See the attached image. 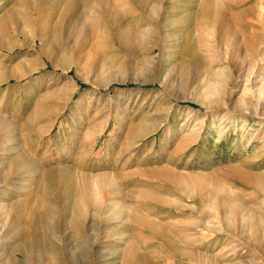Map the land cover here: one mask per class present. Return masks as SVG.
Listing matches in <instances>:
<instances>
[{
	"label": "rangeland",
	"instance_id": "1",
	"mask_svg": "<svg viewBox=\"0 0 264 264\" xmlns=\"http://www.w3.org/2000/svg\"><path fill=\"white\" fill-rule=\"evenodd\" d=\"M22 1L0 0V24L11 12L17 16V22L0 25V185L14 191L19 203H32L33 212L40 211L37 215L43 213V217L48 211L38 207L43 195L42 180L52 169L57 173L67 171L70 182L63 186L65 192L68 190L67 200L61 191L51 196L56 223L55 215L51 214L53 218L49 212L44 217L52 222L43 220L51 233L59 228L64 234L69 230L67 239H71L73 251L83 244L79 247V262L172 264L175 259L169 258L168 247L155 233L145 230L140 217H149L167 228L176 223L180 227L188 219L169 207L156 205L158 198L165 199L160 193L164 181L153 174L169 169L186 178L196 174L220 176L242 166L255 173L264 172V0H214L219 7L214 20L204 22L196 38L192 26L183 28L181 40L173 37L171 48L165 50L152 37L122 39L103 31L106 38L102 35L103 39L90 44L84 55L70 53L79 65L66 72L39 58V44L33 43L36 50L27 47L26 38L32 40L40 33L38 23L43 19L34 16ZM184 1H189L184 8L187 18L205 0H199L200 5ZM43 9L53 13V7ZM118 12L125 16L133 13L134 7L129 3ZM31 18L40 22L30 27ZM176 25L174 30L178 29ZM192 45L199 48L197 61L186 51ZM252 49L259 55H252ZM30 68L34 72L27 74ZM23 75L26 76L16 79ZM4 123L10 127L7 134L3 132ZM73 130L78 132L75 136L70 135ZM5 135L10 140L7 143ZM21 154L27 164L15 168V159ZM102 176L111 180L114 189L110 186L100 190ZM144 182L156 187L155 191L146 183L145 188ZM88 184L98 191L105 210L103 218H107L102 244L93 226L97 219L94 208L84 207L88 230L83 237L73 226V204ZM110 189L120 192L113 195ZM149 192L152 198L156 194L161 197L152 199ZM146 197L153 201L148 203ZM169 197L166 204H173V208L188 204L182 196ZM250 199L257 202L259 219L249 222L242 233L235 235L234 242L225 244L221 264H264V193ZM128 249L134 251L137 261L129 259ZM4 256L1 264H11L9 256ZM100 256L106 259L100 260Z\"/></svg>",
	"mask_w": 264,
	"mask_h": 264
},
{
	"label": "bare ground",
	"instance_id": "2",
	"mask_svg": "<svg viewBox=\"0 0 264 264\" xmlns=\"http://www.w3.org/2000/svg\"><path fill=\"white\" fill-rule=\"evenodd\" d=\"M22 2L23 5L27 7V9L34 11L35 13L34 16L43 19L42 22H40V19L37 18L30 19V25H29L30 27H32L34 23L36 24L39 20L40 23L38 24H40V33L37 36H35L32 40L26 38L25 41L28 42L27 47L36 50L33 43L39 44L40 45V53L38 55L39 58H41V60L48 61L53 66L54 69L56 70L62 69L64 72L69 71L73 67L77 68L79 65V61L71 57L70 53H74L77 56H80L83 53L85 54V51L87 50L88 46H90V44H92L93 42L96 43L97 41L99 42V40H101L102 38V35L103 36L105 35L103 34V31L109 32L108 35L110 33L112 34V36L119 35L122 39L125 38L127 39L130 37H135L137 39L152 37L153 40L162 44L161 48L162 50H165L167 48H171L172 46L171 44L173 43V37L175 41L181 40L180 35L181 32L183 31L182 30L183 28L189 29V27L192 26L195 30L194 37L199 35L201 33L203 23L204 22L208 23V21L214 20L217 11H219L218 4L216 3L217 5L216 6L214 0H205L202 6H199L197 11L192 12L190 15L191 17H187V18L184 15L185 13H187V11H185L184 8H187L185 7V4H187L189 1L185 3L184 0H72V1L23 0ZM199 2H200L199 0H193L194 4L200 5ZM129 3L132 4V6L134 7V12L131 14H125V16L122 15L120 16L118 11L121 10V7L126 8V6H129ZM46 6L47 8L48 6H50V8L53 7L52 9L53 11L51 10L53 13H47L49 12V9L48 11L46 10L47 12L43 9ZM238 16L239 15H237V17ZM54 19H55V23H53ZM227 19L228 18H226V20ZM7 21L17 22L16 14L13 12L9 13L7 17L1 21L0 25L2 27L5 26ZM27 24H29L28 21ZM176 24L178 25V29L174 30L175 28L174 26ZM182 37L186 38V36H182ZM122 39L121 41H123ZM190 42L189 43L192 44V41ZM199 42H201L200 38H199ZM176 44L178 45L177 42ZM0 48H3L1 44H0ZM256 49L258 51L259 47L258 48L256 47ZM186 51L188 54L190 53L191 56L197 55V57L194 56L195 60L196 59L198 60V57H200V55H198L199 53L198 46L193 47L192 45V47L186 48ZM257 51H254V49H252L251 50L252 55L254 56H256V54L259 55L260 52ZM61 54L64 55L63 59L59 58V55ZM187 58L190 59L189 56ZM31 69L32 68L28 70L27 74L34 72V69L33 70ZM26 75L20 77L18 76L16 79H21ZM8 79L9 78L6 77L5 81H7ZM2 128H3V132L7 134V131L9 130L10 127L7 123H4ZM77 133H78L77 131L73 130V132L70 135L75 136ZM91 134L93 133L91 132ZM9 141L7 135H5L4 142L7 143ZM15 143L17 144L18 142ZM17 157L18 158L15 159V168L27 164L28 160L25 156L21 154L20 157L19 156ZM52 170H50L45 175L44 180H42L44 181L43 195L41 193L42 199L41 202L39 201L40 203H38L39 204L38 207L43 208V210L44 209L47 210L50 215L56 213L53 212L54 206L53 208L51 207L52 193H54V191H58L60 193L61 191L60 195L63 194L65 195L68 190L65 192L63 186L65 187L68 184V182H70L69 173L67 171L66 172L60 171L57 173V172H53ZM71 173L73 174V172ZM72 174L70 176H72ZM201 175L196 174V175H192L191 177L189 175V177L186 178L181 173L169 169H162L156 171L153 174V176H155L157 180L160 179L161 182L164 181L163 191H161L160 193H163L165 199L167 198L169 199L170 198L169 196H174V195L176 197L182 196L185 202L188 203L186 204V206L184 203L183 206L175 205L177 207L174 206L175 208H173L172 207L173 204L172 205L171 204L168 205V203L166 204V201L168 200L165 201L164 198L163 199L158 198V201L155 202L156 205H159L160 207L171 208L176 215L180 214L181 215L180 217L186 216L188 221L186 223L182 222L183 225L180 224L182 228H180L181 226L180 227L177 226L179 223L178 224L176 223L177 225L171 224L170 227L168 226L169 231H167L168 228L163 227L165 224L164 225L157 224L153 222L152 221L153 219L151 220L149 217L147 218L140 217V220L137 218L139 221L143 223V226H145L146 228L145 230H148L151 233L152 232L155 233L158 240L162 241L168 247L169 258L171 260L175 259V261L172 262V264H221V261L225 259L224 257L226 255L225 247H224L225 244L230 243L231 241L234 242L235 235L237 234L239 235V233H242L244 227H246V225L249 224V222H253L255 219L256 220L259 219V218L257 219V213H258L257 202L251 201L250 198L258 193H264V172L255 173L252 172L251 170H247L246 168H243L242 166V168H231L230 170L224 172L220 176L219 175L201 176ZM102 177L104 178V176ZM107 177L109 179L108 175ZM108 179L105 178L99 179L98 184L101 185L98 186L100 190L105 189V187H110V186H112L110 188L114 187L110 182L111 180L109 181ZM145 183L146 182H144V187L147 184L148 187L151 186L153 189V186L151 184L148 185V182L146 184ZM70 186L73 185L70 184ZM155 188L153 189L154 191ZM110 190L111 192L113 191L112 189ZM154 191L153 193L157 192ZM106 192L107 191H105V193ZM117 192L119 194L120 189ZM117 192L113 191V195H115L114 193L117 194ZM136 193L140 194L139 192ZM149 193H151L150 194L151 197L152 192ZM166 194H168V196ZM141 195L143 196L144 194ZM156 195H154L153 198L156 199L155 197ZM163 195L162 197H164ZM146 198L147 201H149L148 197ZM141 199H145V198L141 197ZM66 200L64 202H66ZM152 201L153 200L149 201L148 203H151ZM179 202H181V200ZM59 203H56V206H59ZM66 205L65 207L67 209ZM73 205H74L73 226L77 230V233L80 237L84 236V234L86 233L85 229H87L85 225L86 219L84 218V214H83V211L86 212V210H84V207L94 208V210L96 211L95 218L97 217V219H95L96 221L95 224H93V226L96 228L98 234L96 239L98 242L100 241L102 244L103 243L102 239L105 237L107 230L106 227L104 226V219L106 220L107 218H103L104 217L103 212L105 213V210L103 209L101 203L99 202L98 191L94 189V186L93 187L90 185L87 186L85 189L79 192L75 200V204ZM68 206L70 207L69 204ZM120 206L121 205H119V207ZM62 207L65 208L64 205ZM183 210L184 211L188 210L186 211L188 213L183 212ZM39 212H37V214ZM91 212H93V210ZM145 212L148 211L145 210ZM47 213L44 214V216L45 215L48 216ZM65 213L67 212L65 211ZM37 214L33 212L32 203L31 204L28 202L19 203L16 199L14 191L11 192L9 190H5L0 185V264L4 254H7L9 256L11 260V264H82L81 262H79L80 257L78 256H80L79 247H81V245L83 244H78V247L76 248L77 251L75 250L73 251L71 247L73 246L72 241L71 239L70 240L67 239L68 237L67 233L69 230L67 229V233L64 234L63 229L59 228L60 230L51 233L50 227L47 225V223L48 221L49 222L52 221L49 220V217L46 218L43 216L44 218H46V220L48 219L46 223L42 217L43 213H41L42 215L41 214L37 215ZM118 214L120 215L121 212ZM136 214L137 216L139 215L143 216V214H139L138 212H136ZM54 215H55V219L53 220V222L56 223L55 221L57 219L56 214ZM64 215L65 214H63V217ZM51 216L53 217V215ZM114 219L117 220L116 217ZM65 220L63 221L65 222ZM137 221L135 220L136 223ZM70 223H72V220L71 222H69V224ZM62 224L64 223L62 222ZM57 227L58 226H56L55 228ZM164 228H167V230H165ZM64 230H66V228ZM91 240L93 239H90V241ZM92 246L95 247V244ZM99 247L101 248V245ZM133 252L132 250L129 252V259L135 260ZM103 258H104L103 256H100V260L101 259L103 260Z\"/></svg>",
	"mask_w": 264,
	"mask_h": 264
}]
</instances>
